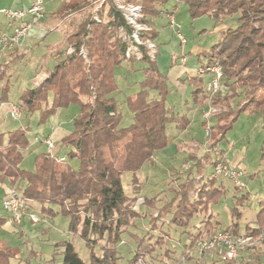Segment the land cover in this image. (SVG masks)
I'll list each match as a JSON object with an SVG mask.
<instances>
[{
  "label": "trees",
  "instance_id": "1",
  "mask_svg": "<svg viewBox=\"0 0 264 264\" xmlns=\"http://www.w3.org/2000/svg\"><path fill=\"white\" fill-rule=\"evenodd\" d=\"M125 1L139 3L142 6V20L147 23L161 13H173L163 8L169 0ZM181 1L187 4L192 18L211 15L218 22L223 15L238 14L237 25L221 32L218 41L205 52L206 60L198 68V74L189 78L193 103L201 106L210 100L217 108L213 115L215 122L211 125L207 121L203 123L209 134L208 150L195 163L198 174H188L174 187L173 197L152 217L156 226L158 221L170 215V224L183 227L189 233L193 218L197 214H204L205 229L189 233V241L184 244L188 249L195 245L198 237L214 231L228 230L234 235L241 234L239 205L248 199V193L238 196L232 207V216L236 218L225 228L214 230L211 205L220 201L225 188L218 177L212 174L204 176L203 161L210 160L214 167L217 162L225 160L224 150L217 151L218 145L227 138L228 132L246 111L261 115V158L264 159V0ZM94 2L97 0H64L56 13L65 16ZM96 14L99 21L95 18ZM95 16L90 13L78 31L65 37L74 51L60 59L39 83L25 88L18 101L23 114L39 112L40 124L55 115L59 108L78 104L80 111L73 119V130L61 138L63 143L73 148L67 155H50L46 150L39 152L35 158V170L30 171L21 167L24 150L31 144L28 128L19 126L9 132L8 138L6 133H0V184L9 181L2 206L8 190L17 188L26 199L30 211L38 214L35 206L40 205L44 215L54 217L62 213L67 216L69 231L80 237L90 249L88 263L71 240H63L60 244L63 247L61 264H117L120 258L118 244L123 234L129 232L128 227L133 220L140 217V212L124 190V172L131 171L132 180L137 184V173L152 162L157 151L169 147V124L176 123L177 129L184 130L190 123L186 114L175 115L167 105L171 90L167 77L157 64L158 54L151 58L148 48L141 45L142 57L139 60L150 64L141 89L125 99L134 115L133 121L129 126L120 124L122 113L113 96L118 89L115 68L125 60L130 41L123 38L120 28L128 37L133 28L114 0H105ZM158 35L159 32L153 27L151 31L142 33V38L155 40ZM82 48L86 50L87 58L81 54ZM129 60L137 59L131 57ZM216 62L222 66L227 92L222 95L217 91L209 98L204 94L200 69ZM9 87L10 84H6L2 101L9 100ZM151 90H155L157 96H151ZM236 98L239 100L234 105L232 101ZM214 151L215 154L212 153ZM63 156L65 158L61 159ZM69 158H77L78 166H72ZM135 190L138 191L139 187ZM145 202L153 204L151 199H145ZM8 214V217L0 216V230L8 221L21 227L34 223L28 216L21 223H15L10 212ZM256 222L257 227H246L245 233L260 236L264 229V200L260 201ZM166 235L159 232L145 239L134 234L138 247L132 263H137L139 258L146 259L147 255L163 246ZM19 252L18 247L8 245L0 234V264H13ZM170 252L169 247L163 249L166 255H170ZM218 262L220 259L216 257L210 264Z\"/></svg>",
  "mask_w": 264,
  "mask_h": 264
},
{
  "label": "rangeland",
  "instance_id": "2",
  "mask_svg": "<svg viewBox=\"0 0 264 264\" xmlns=\"http://www.w3.org/2000/svg\"><path fill=\"white\" fill-rule=\"evenodd\" d=\"M114 1L115 3L116 1L117 3H120V6H122L123 2H125V0ZM104 2L105 0H97V2H94L93 5L86 7L84 11L77 12L71 16H68V14L65 15L69 20H65L68 29H66V26H64L63 23H59L58 28L48 33L46 39L44 40V43H42V45H39L34 51L35 53L33 55L39 57L38 63L42 61V55H44L47 51L46 44L57 42V46L59 47H61L62 44L64 45L66 42L64 40V36H62V31H66L67 35L71 32L78 31L81 25V21L85 17H88L90 13H93V15L95 16V13ZM59 3L60 0H45L46 13L41 21L45 20V17L47 18L49 14L53 18H56L57 21L64 20L65 16H61L56 12H53L58 8ZM163 8L166 11H173L176 19V24L180 25V29L185 35L187 42L184 44L181 43V40L176 32L172 30V27L169 24L167 13H162L154 18L155 24L158 26L157 31H159L160 33L158 38H156L155 40L147 38L143 40V42L148 48L149 54H151V58H154L156 54H158L157 64L162 74L167 77L169 88L171 90L167 96V105L172 108L175 115H182L186 114L187 112V109L184 105L185 98L187 97L192 100V91L186 82L184 84L183 81L179 80V77H177L179 76V71L181 72L187 70V65L182 62L181 55H185L188 62L187 64L191 66V64L196 62L195 59L198 58L197 51H205L209 49L215 42L218 41L221 36V32L224 29L230 26L234 27L237 25L238 14L223 15L221 16L220 20L216 22V20L211 15L192 18L188 12L187 4H185L181 0H169L168 3L163 6ZM130 9L138 13L137 8H134L132 6L130 7ZM47 14L48 16H46ZM142 19L143 16L140 17V22H144ZM148 24L151 25V29L148 31H151L153 28L152 24L151 22ZM149 39L152 42H148ZM151 43H154L155 47H152ZM68 49V47L65 49V53L61 49L58 50L59 53H61V55L58 56L59 60L62 59L66 54H68ZM28 58L29 57L26 56L22 61L17 62V67H12L11 72L13 76L11 74L9 76L6 74L7 76L4 78V76H2L3 74L0 75V102L3 95V90L5 88L2 86L7 83V80L11 76L12 77L9 83L10 87L8 98L12 103H18L22 91L25 88L32 87L35 84L32 83V78L35 73L34 67H36L35 65H37V61H30V59ZM202 58H204L203 54ZM56 62L57 61L53 57H51L50 60H46V62H44L43 64L47 71L51 72L56 65ZM149 64L150 63L146 62L145 60L142 61L137 59L134 61H130L128 59H125L119 66L115 68V78L118 89L113 93V96L116 98L119 105V111L122 113V119L120 122L122 126H129L133 121L134 115L127 107L125 99L127 96L141 89V85L146 78V70L149 67ZM11 66V64L8 65V67ZM206 76L208 78L210 75L206 74ZM177 84H179L180 89H177ZM223 89L224 90H222L221 93L224 95L227 92V86L225 85ZM154 95L157 96V92L155 90H152L151 96ZM51 100L52 99H50V101ZM238 100L239 99L236 98L232 101V103L235 105ZM79 111L80 107L78 104H71L68 107L59 108L55 115L49 117L45 123L40 124L39 112H35L29 115L23 114L20 119H14L10 116L7 110H0V133H6V138H8L9 132L16 129L17 127L21 126L23 128H28L27 135L31 141V144L27 149L24 150V159L21 167L23 169L33 171L35 170L36 155L39 152L46 150L45 145L37 143L35 141V138L44 137L52 133L51 138L55 143L54 153L58 155H67V152H69L73 147L70 144L63 143L61 139H59L60 135L54 134L53 128L56 125L60 124V126L62 128H65V131L67 132L73 130V119L77 116ZM216 111L217 108L213 105L205 108L204 119L210 125L213 123L212 118ZM250 112H252L253 114H250ZM59 114L60 118L58 116ZM190 114L192 116V112ZM248 116L251 117V121H247ZM203 122L204 121L198 122L199 124L193 123L187 131V133H191L192 135L195 134L200 140H196L194 142L189 140L185 143L180 142L178 144H176V140L174 141V139L172 138L173 132L177 133L178 129L177 127H174L172 123L169 124L171 129L169 132V136L171 137L170 144L171 147H173V149L170 150L173 154L178 152L179 154H181V156L179 157L182 158L181 162L177 165V167H180L178 171L174 172L173 169L167 168L169 167V165L162 166L161 168H154L150 166L148 167V169L140 170L137 173V184H135L132 180L133 173L131 171L124 172V190L126 194L131 198V203L137 205L136 209L139 210L140 217H137L133 220V223H131L128 227L129 232H125L123 234L122 241L118 244L120 258L117 261V264H134L132 263L134 259V251L138 247V243L135 240L134 234L148 239L150 235L158 233L161 229L164 231L165 235L169 233V231H171V234L166 235V242L163 246L158 248L153 253L147 255V264L198 263V253L189 256L186 252V246H184V244L189 241L187 240L188 238H190L189 233H195L196 227H204L201 225L202 221H199L202 215H196L191 221V225L189 226V233L183 234L182 232L175 230V228H173V225L170 224V215L162 220V227L160 226L159 228H157V226L160 224V221H158L157 225L154 226L152 217L156 215L157 210L160 209L163 204H165L173 197L174 191L172 189L178 186V184L180 183L179 181L185 179L188 174L193 173V171L190 173L189 166L192 162H188L183 159V157H186V154L184 153L190 152L195 156H201L205 151L208 150L209 134L208 131L204 128L202 124ZM250 126H252V128ZM247 131H250L249 135L243 137L242 133H246ZM262 139L263 129L261 115L258 112L249 110L241 114L240 118L237 121V126H234V128L228 132L227 138L219 143L217 151L220 152V150L225 149L228 146V142H231V144L234 143L235 148H240L241 145L242 147L247 146L248 152L244 158L245 160L241 163V166H247L248 170H258L260 166V145L262 144ZM231 152L234 153L230 150V153ZM212 153L215 154L216 152L214 151ZM237 153L238 155L236 160H239V158L243 156V154L241 152ZM224 157L226 156L224 155ZM68 160L72 166H78L79 161L77 158H69ZM165 162L167 161H159L160 164H164ZM205 164V167H207L205 177H208L212 174L213 171L211 170L212 168L208 160L205 162ZM218 178L219 180L223 179L228 190L220 198L221 201L219 205L214 204L213 211H221L220 219L224 224L230 221L227 214L225 212H222L226 211V209L230 207L228 206V204L231 205L233 203L231 195L234 186L232 182L228 179H225V177L220 176ZM259 181H264V175ZM3 184L8 185L9 181L6 180L0 184V216L8 217V212L4 210L2 206ZM136 187H139L138 191L135 190ZM145 199H151L153 201V204L145 202ZM35 208V210L40 215L39 216L37 213H35L39 217V221L34 222V225L32 226L28 225L27 229L25 230L26 232H10L4 228H1L0 230L1 236L7 242V244L10 246L18 247L20 250L18 258L13 259V264H61V261L63 259V248L62 246H60V244L63 240H71L83 260L89 263L90 249L80 237L73 235L69 231V218L62 213H59L54 217H48L47 215L43 214L40 205H38L37 207L35 206ZM55 209L57 210V207H55ZM194 225H196L195 228ZM15 226L18 227V229L21 228V226ZM165 247H167V249L169 247L171 251L170 255H166L163 253V249ZM98 250L100 251V246H98ZM32 253H37L36 257L32 256ZM183 257L187 258L186 263L183 260ZM210 258L211 257L208 256V258L204 260V263L207 264L206 260ZM135 264H138V262Z\"/></svg>",
  "mask_w": 264,
  "mask_h": 264
},
{
  "label": "crops",
  "instance_id": "3",
  "mask_svg": "<svg viewBox=\"0 0 264 264\" xmlns=\"http://www.w3.org/2000/svg\"><path fill=\"white\" fill-rule=\"evenodd\" d=\"M31 2H32V0H0V35L3 32L11 33L13 31L15 25H18L19 23L22 22L21 20L10 21L5 15H3L2 9L27 7V6H29L31 4ZM63 2H64V0H60L58 8L60 7V5ZM84 9L85 8H83V9H81L79 11L71 12V13L68 14V16H71V15L77 13V12L84 11ZM56 10H54L53 12H56ZM46 16H48V14ZM155 17L152 18L151 24L156 30H158V28H157L158 26L155 24V20H154ZM67 18L68 17L65 16L64 20L57 21L56 18H53L49 14V16L47 18L45 17V20L40 21V22L36 23L33 26L32 30L29 32L27 37L19 45H16V46H14L12 48H4V49L0 45V65H1L0 66V75L3 74L2 76H4V78L7 75L9 76L10 74L13 76V74L11 72L12 71V67H17L16 66L17 62L18 61H22L26 56H28L29 57L28 59H30V61H37L36 62L37 65H35L36 67H34L35 73H34L33 78H32V83L33 84L34 83L35 84L39 83L46 76V74L48 72L47 69L44 67L43 63L46 62V60H50L51 57H53L58 62L59 61V57L58 56L61 55V53H59L58 50L61 49L64 52L65 49L68 46H70V43L67 42L66 38H65L67 36L66 31L65 32L62 31V36H64V40H65L66 43L64 45L62 44L61 47L57 46V42L56 43L46 44V48H47L46 50L47 51H46V53L44 55H42V61L41 62L38 63L39 57L33 55L35 53L34 51L39 45H42V43H44V40L46 39V37H47V35H48V33L50 31H53L54 29L59 27L58 26L59 23H63L64 26H66V29H68L67 23L65 22V20ZM85 18L81 21V24L83 23ZM71 33H74V32H71ZM207 50H205V51L204 50L197 51L198 58L195 59L196 62L191 64V66H189L187 64L188 62L186 60L187 58L185 57V55H181L182 62H184V64L187 65V67H186L187 70L186 71H181V72L179 71V76H177V77H179V80L183 81L184 84L186 82L189 85V87L191 88V91H192V86L189 84V78L192 75H194V74H198V68L200 66H202V64L206 60L205 57L202 58V54L204 56L205 52ZM9 64H11L12 66L8 67ZM206 74H209L210 76L207 78ZM201 75L203 76V79H204V83H203L204 94L208 95L209 98H210L211 95H209L206 92V88H207L208 84L210 83V81L213 79V74L211 72H204ZM42 76H43V78H42ZM11 77L7 80L6 84L10 83ZM6 84L3 85L2 87H5ZM35 84L33 86H35ZM179 87H180L179 84H177V89H180ZM9 103H10L9 100L8 101H2L1 100V102H0V104H1L0 110H4V111L8 110V104ZM184 105H185V107L187 109L186 115L191 119L190 120L191 122H190L189 126L187 127V129H184V130L178 129L177 133L173 132L172 138L174 139V141L176 140V142H175L176 144H178L180 142H182V143L184 142L185 143L186 141H189V140L193 141V142L196 141V140H200V139L197 138V136L195 134L192 135L191 133H187V131L191 127V125L193 123H198V122H202V121L205 122L206 121L204 119L205 108L210 107L212 104H211L210 100H206V102L203 105L196 106L193 103L192 100H190L189 98L186 97ZM191 112H192V116L190 114ZM250 114H253V113L250 112ZM177 115H180V114H177ZM58 116L60 118V114ZM250 118L251 117L248 116L247 117V121H251ZM212 120H213V122H215L216 119H215L214 116H213ZM172 125H174V127H176V123H172ZM235 126H237V122H236ZM250 127L252 128V126H250ZM170 130L171 129H170V126H169L168 127V135H169ZM53 131H54V134L60 135L59 139H61L63 137V135L65 133H67V131H65V128H62L60 126V124L56 125L53 128ZM249 132L250 131H247L246 133H242V136L243 137L248 136ZM51 134L47 135V137L51 136ZM169 140H171V137L169 138ZM36 142L40 143V141H36ZM170 149H173V147H171V144L169 145V147L167 149L157 151L154 154L152 162L147 163L141 170H146L150 166H152L154 168H161L162 166L169 165V167H167V168L173 169L174 172L178 171V169L180 167H177V165L182 160V158L179 157V156H181V154H179L178 152L173 154ZM223 150H224V155L226 156L225 157L226 160H228L232 165L238 166L239 168H242L245 171V175H244L243 179H244V181L246 183V186L243 189H239V188L236 187L235 183L230 178L223 176V177H225V179H228L229 181H231L233 186H234V189H233L232 195H231V198H232L234 204L233 203L231 205L228 204V206H230V207L227 208L226 211L222 212V213L225 212L227 214V216L229 217V219H230V221L228 223H224V224H223L222 220L220 219L221 211H213L214 204L211 205V213H213V219H212L213 226H214L213 229L216 230L218 228H225L227 225H229L232 222V220H234L236 218V217L232 216V207L235 205V201H236L238 196L242 195L243 193H248V195H249L248 199L242 205H239V210L241 212L240 217L238 219L239 220V224H240L239 232L241 234H245L246 227L254 228V227H257V225H258L257 222H256L257 213H258L259 208H260V201L264 200V181H259L264 175V165H263L264 159L261 158V154H260V166H259V169L258 170H248L247 166H245V165H244V167L241 166L242 165L241 163L245 160L244 158H245V156H246V154L248 152V147L247 146L246 147L245 146L242 147V145H241L240 148H235V144L234 143L231 144V142H228V146L225 149H223ZM225 150H227V151H225ZM230 150L233 151L235 154L232 153V152L230 153ZM260 150H261V145H260ZM237 152H241L243 154V156H241L239 158V160H236L237 155H238ZM204 153H203V155H204ZM261 153H262V150H261ZM184 154H186L185 155L186 157H183V159L185 161L192 162L191 165H189L190 166V171H193V173L191 175H197L198 172H197V166L195 165V163H196L197 159L202 157L203 155L195 156V155H193L190 152H188V153L185 152ZM162 160H166L167 162H165L164 164H160L159 161H162ZM206 161L207 160L203 161V167H204L203 174H204V176H205L206 168H207V167H205V165H206L205 162ZM208 161L210 162V160H208ZM210 166L212 168L211 170L213 171V165L210 164ZM182 181L180 180L179 182H182ZM219 181L222 182V184H223V186L225 188V193H226V191L228 189H227V186L225 185V182L223 181V179H221ZM7 186L8 185H4V184L2 186L3 196H4V193H5V188ZM220 201L217 204H215V205H219ZM136 206L137 205L134 204L135 208H136ZM46 215L49 216V217H52L49 214H46ZM197 215H199V214H197ZM201 215H202V217L200 218L199 221H202L201 225L205 226V222L203 221L204 214H201ZM162 222L163 221L160 220V224L157 226V228H159L160 226L162 227ZM28 225L32 226V225H34V223L33 224H31V223L24 224L23 227L20 228L22 233L26 232L25 230L27 229ZM196 225H194V228L196 227ZM3 228L7 229L10 232H15V231L18 232L20 230V229H18V227L14 226V225H11L10 221H8L7 224H5ZM173 228H175V230H178L179 232H182V234L186 233L184 231L185 229L183 227H179V226L173 225ZM203 229H205V228L204 227H202V228H197L196 227L195 228V230H196L195 233H198L199 231H203ZM164 230H166V229H164ZM262 231H264V229ZM159 232L162 233V234H165L162 229ZM170 233H171V231H169V234ZM32 254H33L32 256L36 257L37 253H32ZM241 256H243L245 258H249L250 259L249 264H264V237H263L262 240L257 242L253 247H251L248 250L242 252ZM209 257H211V258L206 260L207 264H210L216 258V256H214V255H210ZM61 263H62V261H61ZM217 264H223V263L218 262Z\"/></svg>",
  "mask_w": 264,
  "mask_h": 264
},
{
  "label": "built area",
  "instance_id": "4",
  "mask_svg": "<svg viewBox=\"0 0 264 264\" xmlns=\"http://www.w3.org/2000/svg\"><path fill=\"white\" fill-rule=\"evenodd\" d=\"M117 3V1H116ZM122 5V4H121ZM117 6L122 10L127 22L132 26L133 31L128 37L120 28V34L124 39H130L129 46L125 52V59L129 60L131 57L141 59L142 53L140 50L141 45H145L142 38V33L148 32L151 29V25L146 22H140V17L143 16L142 6L139 3L123 2L117 3ZM137 8L138 13L131 10L130 7ZM3 14L10 21L21 20L22 22L15 25L11 33L3 32L0 35V45L4 48H12L19 45L32 30L33 26L40 22L46 13L45 0H32L31 4L27 7L22 8H5L2 9ZM140 16V17H139ZM95 18L99 21V17L96 15ZM169 24L172 30L176 32L181 40V43H186L187 39L181 31L180 25L176 24L174 13L168 14ZM177 27V28H176ZM142 39V40H141ZM148 42H152L150 39ZM149 44V43H148ZM152 47L154 43H151ZM67 53L70 54L74 51L72 46L68 47ZM81 54L87 58L85 49H81ZM151 55V54H150ZM201 73L211 72L213 79L210 81L206 88V92L209 95L221 92L225 86L223 69L219 62H216L206 68L200 69ZM10 116L14 119H20L23 114V110L18 103L10 102L8 104V110ZM36 141H41L46 147L47 153L54 155L55 143L51 136L45 138H35ZM63 156L61 159H64ZM245 171L239 167L233 166L228 160H221L217 162L213 167L212 176L220 177L225 176L230 178L237 187L245 188L246 183L243 179ZM4 208L10 212L13 222L21 223L25 216H28L34 222L39 221V217L35 212L28 209L26 199L23 197L21 192L17 188H10L7 195L3 200ZM264 237V231L261 232L259 237H255L252 233H245L234 235L228 230L214 231L209 235L200 236L197 238L196 243L193 247L186 249L189 256L198 253V263L202 264L206 258L210 255H214L220 259L223 264H249L250 259L241 256V253L253 247L257 242L262 240ZM183 260L187 261L186 257ZM145 258H139L138 264H147Z\"/></svg>",
  "mask_w": 264,
  "mask_h": 264
}]
</instances>
